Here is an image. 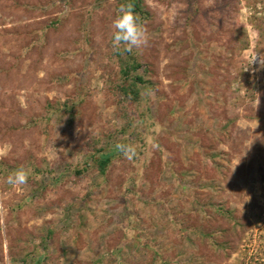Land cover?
Returning <instances> with one entry per match:
<instances>
[{"label":"rangeland","instance_id":"obj_1","mask_svg":"<svg viewBox=\"0 0 264 264\" xmlns=\"http://www.w3.org/2000/svg\"><path fill=\"white\" fill-rule=\"evenodd\" d=\"M128 1L0 0V264H264V0Z\"/></svg>","mask_w":264,"mask_h":264},{"label":"clouds","instance_id":"obj_2","mask_svg":"<svg viewBox=\"0 0 264 264\" xmlns=\"http://www.w3.org/2000/svg\"><path fill=\"white\" fill-rule=\"evenodd\" d=\"M213 4L214 0H206L205 7H210ZM111 30V44L113 49L118 52H141L149 46L150 33L130 2L119 6L117 14L111 22ZM258 60L262 62L260 67L264 68V53L257 52L251 59V65ZM31 175L30 169L20 167L7 176L6 183L14 190L21 191L27 186ZM2 225L3 221L0 220V226Z\"/></svg>","mask_w":264,"mask_h":264},{"label":"trees","instance_id":"obj_3","mask_svg":"<svg viewBox=\"0 0 264 264\" xmlns=\"http://www.w3.org/2000/svg\"><path fill=\"white\" fill-rule=\"evenodd\" d=\"M132 3L133 5H134V10H135V12L136 13H139L141 10V6H140V1L139 0H129L128 1V3ZM133 68V67H132ZM134 69H136V68H134ZM124 74H125V76H127V77H129V70H125L124 71ZM143 82V80H142V78H140V77H137L136 79H135V81H134V84H132L131 85V88H130V94L131 95H133L134 96V98H138V96H139V91H138V89H137V84L138 83H142ZM105 158V157H104ZM110 157L108 156V157H106L105 159H104V161L102 162V168H103V170L102 171H104V169H105V167L108 165V163L110 162V159H109Z\"/></svg>","mask_w":264,"mask_h":264}]
</instances>
